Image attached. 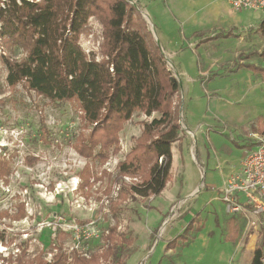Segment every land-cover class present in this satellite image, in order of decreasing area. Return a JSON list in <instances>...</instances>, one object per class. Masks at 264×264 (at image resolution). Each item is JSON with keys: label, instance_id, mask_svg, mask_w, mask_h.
I'll return each mask as SVG.
<instances>
[{"label": "rangeland", "instance_id": "rangeland-1", "mask_svg": "<svg viewBox=\"0 0 264 264\" xmlns=\"http://www.w3.org/2000/svg\"><path fill=\"white\" fill-rule=\"evenodd\" d=\"M127 1L141 12L180 83L177 107L183 142L180 150L174 146L170 189L179 193L174 206H161L160 195L130 196L118 205L116 216L111 210L122 186L119 163L140 136L142 121H150L158 113H134L125 123L126 129L119 132L118 151L112 146L105 163L86 158L76 146L92 125L82 120L79 104L50 101L22 83L10 88L2 55L21 60L26 53L19 46L0 45V264L26 263L37 257L51 261L60 249L69 255L73 250L84 255L99 252L116 219L118 231L131 239L121 254L127 257L125 264L251 263L264 230V213L257 216L246 210L234 215L239 235L235 242L227 240L228 220L233 215L221 201V191L210 187V173L220 184L224 158L231 162V157H225L230 154L229 147L259 144L262 134L253 135L250 125L234 130L223 124L219 115L233 105L264 116V37L258 31L264 12L238 11L227 0ZM222 7L232 13L225 23L213 22L211 15H205L225 10ZM196 29L199 32L192 34ZM160 30L167 33L168 40L181 38L179 48L166 49L169 46L165 48ZM227 32L231 33L225 35ZM219 33L224 35L216 37ZM102 42V25L91 17L81 34V47L100 60ZM245 63L259 69L243 68ZM185 74L195 76L196 81L188 83ZM216 147L222 156L219 160ZM205 152L209 155L207 163L200 155ZM82 170L90 174L91 187L82 188ZM123 180L135 181L131 177ZM190 184L197 186L191 196L186 195ZM21 213L23 217L14 218ZM194 218V226L186 231ZM77 228L81 229L79 240L75 238ZM82 229L90 236L85 237ZM176 238L177 242L167 247Z\"/></svg>", "mask_w": 264, "mask_h": 264}, {"label": "trees", "instance_id": "trees-1", "mask_svg": "<svg viewBox=\"0 0 264 264\" xmlns=\"http://www.w3.org/2000/svg\"><path fill=\"white\" fill-rule=\"evenodd\" d=\"M91 17L102 25L100 60L94 53L85 52L80 44ZM258 31L264 37V17ZM0 45L19 46L26 53L21 60L2 55L10 88L22 83L50 101L79 104L82 120L92 125L90 133L76 146L86 158L105 163L112 146L118 151L119 132L134 113L146 116L158 113V117L142 121L140 136L119 163L118 179L122 186L111 210L116 216L118 205L130 196L146 198L161 194L173 179L172 144L182 140L177 107L180 83L134 4L127 0H0ZM246 67L259 69L252 64ZM253 130L264 135L262 117L257 119ZM80 176L82 188L92 186L88 172L82 170ZM125 177L135 181L127 183ZM21 217L22 213L14 216ZM195 221L194 218L186 231ZM118 225L116 219L108 228L104 236L106 245L99 252L84 255L73 250L69 255L60 249L51 261L37 257L19 264H125L127 257L122 258L121 254L131 239L118 231ZM261 233L250 264H264V233ZM238 235V225L232 216L226 239L235 242ZM177 240L169 241L167 247L171 248Z\"/></svg>", "mask_w": 264, "mask_h": 264}, {"label": "built area", "instance_id": "built-area-1", "mask_svg": "<svg viewBox=\"0 0 264 264\" xmlns=\"http://www.w3.org/2000/svg\"><path fill=\"white\" fill-rule=\"evenodd\" d=\"M235 10H261L264 12V0H227ZM98 59V57H97ZM99 60V59H98ZM172 70V63H168ZM193 134L191 130H188ZM259 144L250 151L241 162V169L230 174L221 188V201L230 215H238L246 210L255 215L264 213V135L258 136ZM85 237L88 230L82 229ZM81 229L75 230L79 240Z\"/></svg>", "mask_w": 264, "mask_h": 264}, {"label": "crops", "instance_id": "crops-1", "mask_svg": "<svg viewBox=\"0 0 264 264\" xmlns=\"http://www.w3.org/2000/svg\"><path fill=\"white\" fill-rule=\"evenodd\" d=\"M222 9H225L224 7H222ZM222 11H224V12H222ZM220 10V11H216V13L214 12V15H213V13L212 14H209V11L208 12H206L205 13V15L207 14V15H211V16H209V19H212L213 18V20H211V21H217V22H220V21H223L224 23L226 22L225 20L226 19H230V18H228L229 17V12H230V14L232 15V13H231V10L228 12L227 11V9H225V10ZM206 15V16H207ZM236 18L239 20V23H241V19H239L240 18V16H239V13H237L236 12ZM230 17H232V16H230ZM237 19H235V18H233V20H237ZM260 24V23H259ZM197 32H199L197 29L196 30H194L193 32H192V34H197ZM231 32H227V33H225V35H227V34H230ZM221 35H224V34H222V33H219V34H217L216 35V37H219V36H221ZM159 36H161V38H162V40H164V43L167 45V46H165V48L166 47H168V48H166V49H168V50H175V49H178L179 48V46L182 44V39L180 38V39H178V40H176V41H171V40H168V38H167V33L165 32V31H163V30H160L159 31ZM248 64H252V63H245V64H243V68H247L246 67V65H248ZM175 65V64H174ZM175 67L177 68V66L175 65ZM182 74V73H181ZM186 75V74H185ZM235 76V75H234ZM186 81L188 82V83H194L195 81H196V78H195V76H190V75H186ZM183 81V80H182ZM187 88H188V90L191 88V86L188 84L187 85ZM183 89H184V92L186 91V89H185V85H184V83H183ZM226 109H225V111L223 112V114L221 115H219L220 117H221V120H222V122H223V124L225 123V124H227L230 128H232V129H236V130H242V127H245L246 125H250V127H251V129H252V134L254 135L255 133L256 134H258L257 132H255L254 130H253V126H254V124L256 123V121H257V119L259 118V117H262L263 119H264V116L263 115H255V113L254 112H252V113H249V111L248 110H244V108L242 109V110H239V109H236V107H234L233 105H232V107H225ZM223 111V110H222ZM128 124V123H127ZM185 125H186V123H185ZM124 129H126V127L124 128ZM128 129V128H127ZM189 130H191V129H189ZM209 137V139H210V141H211V137L210 136H208ZM182 140L181 141H178V142H174L173 144H172V147H171V149H172V157H173V161H172V169H171V171H173V163H174V159H175V154H174V146H176V144H177V146L179 147V150H180V144H182ZM211 143H213V145H214V147H215V144H214V142L212 141ZM252 143L253 144H256V141H252ZM256 146L257 145H254V146H252V148H250V146L248 145V144H245V143H240V144H237L236 145V148L237 149H231L230 147H229V153L230 154H226V156L225 157H231V162H229V158H224V160L223 161H226V163L224 162V164H226L225 166L226 167H223L222 166V168L220 169V166H219V169H220V172H221V174H222V176H223V180H222V182L220 183V184H218L212 177H213V172H211L210 173V187L211 188H216V189H219L220 191H221V188H222V185H223V183H224V181H225V179H226V177L227 176H229L230 174H232V173H235V172H237V171H239L240 169H241V162H242V160L244 159V157L250 152V151H252V150H254L255 148H256ZM213 147V148H214ZM216 149H217V147L214 149L215 150V152L217 153V159L219 160V157H222L220 154H219V152L218 151H216ZM219 149V151H221V149L220 148H218ZM181 152V151H180ZM201 156L203 155V158H202V160L204 161V162H206L207 163V159H208V157H209V155H208V153H201L200 154ZM228 165V166H227ZM216 168H218V165L216 166ZM215 171V170H214ZM170 184H171V181L170 182H168L167 183V185L165 186V188L163 189V191L161 192V194H159L160 196H163V203L162 204H160L161 206L162 205H170V207H171V209H172V207L174 206L173 205V202H174V199L178 196L177 194H179V193H177V192H175V190L173 189V190H171L170 189ZM189 188H190V190L188 191V193L186 194V195H189V196H191L193 193H194V191H195V189L197 188V186L195 185V184H190V186H189ZM216 189H214V190H216ZM171 190V191H170ZM166 192H168V193H166ZM157 197H155L154 199H156ZM221 199V198H220ZM171 205H173V206H171Z\"/></svg>", "mask_w": 264, "mask_h": 264}]
</instances>
